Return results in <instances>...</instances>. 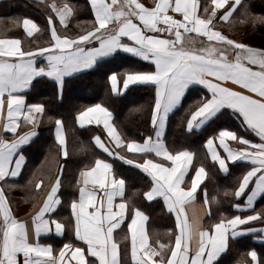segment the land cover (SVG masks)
Here are the masks:
<instances>
[{"label": "snow or ice", "instance_id": "obj_1", "mask_svg": "<svg viewBox=\"0 0 264 264\" xmlns=\"http://www.w3.org/2000/svg\"><path fill=\"white\" fill-rule=\"evenodd\" d=\"M46 8L43 26L25 17L22 36L0 38V264H221L231 243L255 231L250 222L264 223V208L255 207L264 199V46L231 37L217 25L264 22V15L253 17L247 0H89L92 19L78 23L91 27L69 34V18L78 9L56 0ZM36 34L47 35L43 46H23ZM125 54L148 62L149 69L118 74L113 63ZM94 77L106 79L117 96L130 86L154 89L147 106L133 109L147 113L148 129L128 136L104 103L75 113L78 126H102V133L92 137L98 154L91 166L78 169L70 218H63L72 240L55 249L41 241L65 235L66 223L58 217L65 165L54 178L45 177L44 164L28 169L26 152L42 149L41 125L50 124L56 158L70 162L66 121L49 113L63 104L69 83ZM48 86L53 100L41 99ZM182 108L184 139L170 145V116ZM208 164L226 176L239 172L224 195L244 198L233 207L251 214L213 217L212 205L221 201L209 199L207 186L201 187L210 176ZM25 175L24 184L9 182ZM138 180L146 181L143 201L126 195L129 182ZM17 188L45 192L26 217L15 214L9 198ZM199 194L206 224L185 212ZM157 205L174 215L165 241L150 237L147 228L148 212ZM247 255L251 264H264L256 250Z\"/></svg>", "mask_w": 264, "mask_h": 264}, {"label": "crops", "instance_id": "obj_2", "mask_svg": "<svg viewBox=\"0 0 264 264\" xmlns=\"http://www.w3.org/2000/svg\"><path fill=\"white\" fill-rule=\"evenodd\" d=\"M19 1H25L33 6L43 8L47 11L46 5L50 4L52 0H0V38L8 37V36H22L23 35V28H22V20L23 18L19 17H10L5 18L3 17V14L5 13L7 5H11L12 3L15 4ZM89 6V0H86ZM67 1L65 0H56V3L58 6H62L63 3ZM146 5H152L154 3V0H142ZM248 2V0H247ZM12 4V5H13ZM90 11V10H89ZM251 13V12H250ZM252 16L257 15H264V12H257V13H251ZM29 17V16H27ZM77 14L75 13L71 18H69V34H74L77 31H80L82 29H88L91 27L90 24L87 23H78L82 21H88L92 19L91 12H89V17L87 19H77ZM32 18V17H29ZM33 19V18H32ZM42 23L41 26L44 25L45 19H41ZM18 21H20L18 23ZM264 22H261L259 20H253L249 18L247 22L245 23H220L217 25V30L223 31L225 34L230 35L231 37L238 38L241 41L245 43H249L253 46H264L263 44L257 43L256 41H262L264 40V35L257 33L258 25L263 24ZM193 37H195V34H190ZM37 39L35 42L33 41V38L25 39L23 40V46L29 47V46H35V43L40 44L43 46L44 41L47 40V35L39 36V34H36ZM198 46V45H197ZM149 65L148 62H144L140 60L139 58L132 57L131 54H125V56L122 59H119L113 63V70L116 71L118 74L127 71V70H148ZM106 82V89L108 90V97L111 98H117V100H121L122 97L129 95L132 91V89H138V88H147L150 90V97L152 98L154 95V89L148 88V87H136V86H130L131 90L121 93L119 96L115 94H110V85L105 79ZM127 95V96H128ZM198 99V97H195ZM29 101H31V96L28 97ZM192 101L189 100L187 103H185L184 108H187L188 103H191ZM96 103H104L105 106H108L104 101H98ZM95 104V103H94ZM92 105V104H91ZM88 105V106H91ZM109 107V106H108ZM110 108V107H109ZM110 110H112L110 108ZM113 111V110H112ZM114 113V112H113ZM184 109L182 108L180 111L176 112L174 116H170V124H169V130L167 133V142L171 145L173 143L180 144L182 141L179 139L178 133H181L183 135V128L179 127L181 118L183 117ZM115 116V114H114ZM116 120V118H115ZM117 123V121H116ZM118 124V123H117ZM46 124H42L41 128H43ZM238 125V122H235L232 127L235 129ZM70 126V127H68ZM67 129V141H68V149L70 152V157L73 158L76 151V144H72L71 140L69 139V135L71 133H76L78 131L83 130H89L91 133L95 132V134L102 133V126H87V127H80L76 124L75 119H73V122L71 124H66ZM94 134V135H95ZM46 135H51L47 137H51L52 139V145L50 147H47L46 150L42 151H35V153L32 151L26 152V155L29 156L28 161V169L29 170H35L36 168H39L41 164H44V168L41 170L44 173V176H51L55 177L57 174V170L60 165H65L63 175L61 177L63 184L61 188V195L63 200V205L61 209H58V217L62 219V222L66 223V230L65 235L63 237L58 235H51V236H45L42 239V243H51L55 249H58L62 246L64 242H68L69 240H72V232H71V225L67 223L63 218L69 217L70 218V199L77 194V189L75 187V179L77 178L78 172H74V175L72 177L69 176V172L67 171V163L63 158H56L55 155V142L53 133L49 131L46 133ZM93 137V136H92ZM7 138L11 139V136H8ZM49 148L52 149V152H49ZM87 152L96 151L98 153V150L94 147L92 138L89 139L86 143V149ZM42 152L44 154H42ZM34 154V156H33ZM45 157H48L47 160H45ZM93 156L91 157V161L88 164V166H91V163L93 161ZM199 159L203 160V154L201 153L198 157ZM129 166L124 165V168H128ZM207 167L210 170V176L209 178L204 182V184L201 185L203 188L205 185L207 186V192L209 199L213 196H218L220 198L221 203L219 206L213 204V217H218L221 214H225L228 216H231L233 214H251V212H242L237 213V210L233 207L235 203L243 202L244 198H241V200H235L230 195L225 196L224 192L228 189H231L233 187L234 177L236 175H239V172L236 169H232V175H224L217 170L213 169L210 164L207 165ZM39 176L40 173H37ZM69 176V177H68ZM28 175L22 176L21 178H18L16 180L9 181L10 183H18V184H24L26 183V180L28 179ZM139 184L138 187H133L131 185V182H129V185L126 190V195L132 196L133 193H136V195L133 197L135 201H143L144 198L142 196V193L147 190L145 184V180H138ZM50 181L48 179H45V184L50 187ZM199 192V190H198ZM45 195V192H36L33 189L24 190L22 188L13 189L10 192V201L13 206L14 212L18 217H26V215L32 210L33 204L37 203L38 200H42ZM35 196L36 199H30L28 197ZM256 209L259 211L262 208H264V199L258 198L255 203ZM205 209L206 205L203 202V195L199 194L197 196V199L195 201H191L189 203H186L185 205V212L188 215L190 220H194L199 218L203 223H209V218L205 215ZM149 221L147 222V228L150 234V237L156 238L157 236L161 241H165L168 238V229H174V215L169 214L167 211L163 210L160 206H155L153 209H150L149 212ZM158 217H161L162 220L159 222L157 221ZM250 227L254 228L255 231L249 234H246L245 236L241 237L237 242L231 243V246L229 250L222 254L221 257V264H224L225 262H228L226 264H242V261H247L248 264H251V257L247 255L251 250H256L258 255L264 259V232H260L259 229L264 227V223H261L259 221L250 222ZM119 232V230H117ZM193 245H195V240H193ZM235 251L230 255L231 252ZM230 255V258H229ZM229 258V259H228Z\"/></svg>", "mask_w": 264, "mask_h": 264}, {"label": "trees", "instance_id": "obj_3", "mask_svg": "<svg viewBox=\"0 0 264 264\" xmlns=\"http://www.w3.org/2000/svg\"><path fill=\"white\" fill-rule=\"evenodd\" d=\"M74 5L78 11L77 19H87L89 17V6L86 0H65ZM249 11L251 13L264 12V0H248ZM13 4V3H12ZM7 5L4 7L6 9L3 17H32L38 23H42L41 19H45L46 10L40 7L33 5L27 6V2L19 1L13 5ZM1 9V8H0ZM257 33L264 35V23L258 26ZM42 91L41 99L53 100V94L51 86H48ZM106 89V82L104 78H82L80 82H71L69 83L64 90V100L63 104L54 105L53 111L49 115L53 116H62L66 124H71L73 122L75 113L78 110H82L88 105L94 104L98 101H104L114 112L116 121L119 128L126 133L128 136L138 137L141 133H144L148 129V116L147 113L143 115L139 112L133 111L134 108H138L141 105L147 106L153 99L150 97V90L147 88H138L132 89L131 93L127 96L122 97L121 100L117 98L108 97ZM32 98V97H31ZM70 127V126H68ZM53 128V125L46 124L42 128L41 141L39 142L42 145V151L46 150L47 147L52 145L51 135H46L49 132V129ZM95 132H90L89 130L78 131L76 133H71L69 139L72 144H76L75 155L70 162L67 163V171L69 176L72 177L74 172H78V169L88 165L91 161V157H94V153L98 154L95 150L92 152H87L86 143L89 139L94 136ZM180 136V141H183L184 137L181 133H178ZM40 151V150H35ZM33 150V152L35 153ZM42 154H44L42 152ZM34 156V154H33ZM68 176V177H69ZM138 181L131 182L133 187H138ZM162 218L158 217L157 221H161ZM235 251L231 252L234 253ZM229 255V258H230ZM228 258V259H229ZM228 262H225L226 264Z\"/></svg>", "mask_w": 264, "mask_h": 264}, {"label": "rangeland", "instance_id": "obj_4", "mask_svg": "<svg viewBox=\"0 0 264 264\" xmlns=\"http://www.w3.org/2000/svg\"><path fill=\"white\" fill-rule=\"evenodd\" d=\"M256 42L264 45V40H262V41H256Z\"/></svg>", "mask_w": 264, "mask_h": 264}]
</instances>
